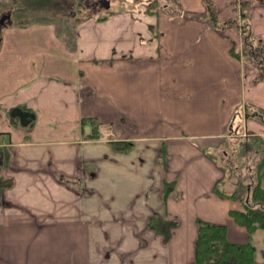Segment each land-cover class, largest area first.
Listing matches in <instances>:
<instances>
[{
  "label": "crops",
  "instance_id": "obj_1",
  "mask_svg": "<svg viewBox=\"0 0 264 264\" xmlns=\"http://www.w3.org/2000/svg\"><path fill=\"white\" fill-rule=\"evenodd\" d=\"M158 3L157 13L145 2L94 13L73 33L3 24L0 264H190L198 219L251 243L264 264V229L249 233L229 214L255 176L231 182L217 159L234 136L264 158V121L245 116L246 106L264 109V79L253 82L254 68L231 54L243 43L228 24L243 8L264 38V0H210L219 26L207 0ZM17 105L35 113L31 126L11 122ZM150 219L174 222L169 240Z\"/></svg>",
  "mask_w": 264,
  "mask_h": 264
},
{
  "label": "trees",
  "instance_id": "obj_2",
  "mask_svg": "<svg viewBox=\"0 0 264 264\" xmlns=\"http://www.w3.org/2000/svg\"><path fill=\"white\" fill-rule=\"evenodd\" d=\"M18 0H11V4ZM25 2L26 6H39L43 5L44 0H21ZM207 8L210 20L215 26H219L218 21L214 15V8L212 7L210 0H207ZM159 0H146L145 5L147 12L157 13ZM11 4H8L11 6ZM11 16V12L7 11ZM9 16V17H10ZM11 20V18H10ZM230 25H237L241 31L242 37V50L240 53H235L231 49V54L241 57L243 62L255 70V75L252 78L253 82H259L264 79V38L256 37L250 28V22L247 16V10L241 9L238 12V16L234 21L228 22ZM9 119L15 125L31 126L35 120V113L29 107L24 105L13 106L9 109ZM245 116L250 119L256 117L262 122L264 121V109H260L254 106H246ZM95 129V127H94ZM113 146L118 150H126L132 146L131 142L116 141L113 142ZM263 159H260L257 163L254 173V179L249 186L250 190L248 196L244 198L242 210H230L229 214L232 216L236 224L244 226L249 233L254 232L256 229H264V188L260 182V169L262 167ZM171 184L166 186L164 197L169 193ZM217 193L226 195L228 197H234L235 192L226 194L224 191L219 190L216 186ZM174 222L164 221L160 219H150L148 226L151 229L159 230L164 237V241L169 240L171 235V226ZM197 241H196V255L195 259L190 264H256L254 261L255 249L251 243H234L229 242L226 238V226L223 224L214 225L210 222L197 220Z\"/></svg>",
  "mask_w": 264,
  "mask_h": 264
},
{
  "label": "rangeland",
  "instance_id": "obj_3",
  "mask_svg": "<svg viewBox=\"0 0 264 264\" xmlns=\"http://www.w3.org/2000/svg\"><path fill=\"white\" fill-rule=\"evenodd\" d=\"M43 5L26 6L25 2L18 0L11 4V0H0V39L7 33L6 27L2 24V13L11 12V20L14 25H26L35 21H48L56 24L61 32L73 31L76 21L89 17L96 13L98 16L107 15L114 11L138 7L146 0H109L108 9L100 8L97 0H44ZM8 4H11L9 6ZM70 31V32H71ZM245 141L238 136L231 137L223 144V151L217 159L226 171V176L231 177L230 181L235 182L237 174H248L252 176L259 159L250 155L251 152H242Z\"/></svg>",
  "mask_w": 264,
  "mask_h": 264
},
{
  "label": "water",
  "instance_id": "obj_4",
  "mask_svg": "<svg viewBox=\"0 0 264 264\" xmlns=\"http://www.w3.org/2000/svg\"><path fill=\"white\" fill-rule=\"evenodd\" d=\"M97 1H98L100 8L102 7V8L108 9L110 7V1L109 0H97ZM9 16L10 15H6L4 17L2 16L3 17L1 20L2 24H5V22L7 20L10 21L11 17H9Z\"/></svg>",
  "mask_w": 264,
  "mask_h": 264
},
{
  "label": "flooded vegetation",
  "instance_id": "obj_5",
  "mask_svg": "<svg viewBox=\"0 0 264 264\" xmlns=\"http://www.w3.org/2000/svg\"><path fill=\"white\" fill-rule=\"evenodd\" d=\"M4 16H6V14H4ZM4 16H3V17H4Z\"/></svg>",
  "mask_w": 264,
  "mask_h": 264
}]
</instances>
